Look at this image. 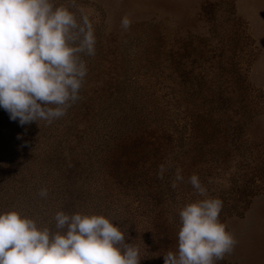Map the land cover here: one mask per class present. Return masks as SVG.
<instances>
[{
  "label": "rangeland",
  "instance_id": "1",
  "mask_svg": "<svg viewBox=\"0 0 264 264\" xmlns=\"http://www.w3.org/2000/svg\"><path fill=\"white\" fill-rule=\"evenodd\" d=\"M81 8L96 36L85 82L117 97L89 131L106 159L76 179L77 213L111 218L140 264H165L179 211L219 198L237 244L216 264H264V0H75ZM55 180H45L52 198L63 195Z\"/></svg>",
  "mask_w": 264,
  "mask_h": 264
},
{
  "label": "clouds",
  "instance_id": "2",
  "mask_svg": "<svg viewBox=\"0 0 264 264\" xmlns=\"http://www.w3.org/2000/svg\"><path fill=\"white\" fill-rule=\"evenodd\" d=\"M74 7L75 0H0V107L22 126L50 124L81 98L83 57L96 54V36L90 14ZM131 24L129 16L121 19L123 30ZM183 180L178 169L176 181ZM188 182L205 195L197 175ZM39 195L47 197V189ZM222 209L219 198L185 205L177 248L164 254L165 264H216L231 254L237 241L220 220ZM54 221L52 229L16 210L0 213V264H140V249L111 218L58 211Z\"/></svg>",
  "mask_w": 264,
  "mask_h": 264
},
{
  "label": "trees",
  "instance_id": "3",
  "mask_svg": "<svg viewBox=\"0 0 264 264\" xmlns=\"http://www.w3.org/2000/svg\"><path fill=\"white\" fill-rule=\"evenodd\" d=\"M93 90L85 82L81 98L50 124L40 121L22 126L0 107V213L16 210L52 229L56 212L77 213L82 184L76 179L89 175L92 158L100 165L106 159L91 149L89 131L103 113H109L117 97L114 86L103 89L101 96ZM131 156L135 152L129 153L128 160ZM46 179H59L51 184L61 187L63 195L41 197Z\"/></svg>",
  "mask_w": 264,
  "mask_h": 264
}]
</instances>
